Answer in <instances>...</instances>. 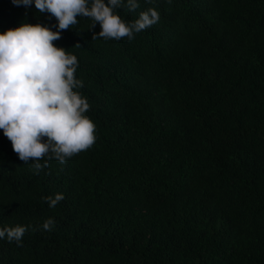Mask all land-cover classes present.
<instances>
[{
	"label": "trees",
	"instance_id": "trees-1",
	"mask_svg": "<svg viewBox=\"0 0 264 264\" xmlns=\"http://www.w3.org/2000/svg\"><path fill=\"white\" fill-rule=\"evenodd\" d=\"M138 3L117 14L160 20L131 41L77 17L53 42L77 57L91 148L36 170L0 130V229L30 226L0 264H264V0ZM25 23L57 30L0 0V34Z\"/></svg>",
	"mask_w": 264,
	"mask_h": 264
},
{
	"label": "clouds",
	"instance_id": "clouds-1",
	"mask_svg": "<svg viewBox=\"0 0 264 264\" xmlns=\"http://www.w3.org/2000/svg\"><path fill=\"white\" fill-rule=\"evenodd\" d=\"M14 6L34 5L39 13H49L57 24L56 31L40 24H21L0 34V130L11 142L19 160L36 170L47 161L61 165L96 141V126L85 113L90 104L79 91L82 81L75 77L78 60L53 42L61 39L62 30L78 24L77 17L90 18L91 29L98 23L101 31L92 40L131 41L134 34L147 30L160 20L159 12L150 7L138 19L125 22L117 10L129 12L139 8L138 0H11ZM151 3V0H146ZM75 47H81L79 44ZM47 160L42 165L41 160ZM34 174H38V171ZM63 194L42 197L49 208L64 200ZM55 221L46 219L42 229L53 230ZM30 226L4 227L0 239L22 246Z\"/></svg>",
	"mask_w": 264,
	"mask_h": 264
}]
</instances>
